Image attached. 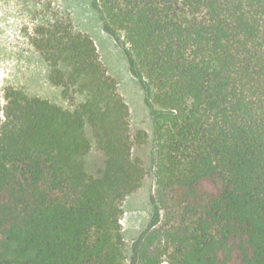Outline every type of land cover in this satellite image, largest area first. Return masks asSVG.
Returning <instances> with one entry per match:
<instances>
[{
  "label": "trees",
  "instance_id": "1",
  "mask_svg": "<svg viewBox=\"0 0 264 264\" xmlns=\"http://www.w3.org/2000/svg\"><path fill=\"white\" fill-rule=\"evenodd\" d=\"M124 33L154 117L163 222L140 264H264V0H98ZM70 109L8 90L0 126V264H125L122 203L144 171L129 107L94 41L37 28ZM87 129L92 137L88 136ZM106 160L89 176L92 145Z\"/></svg>",
  "mask_w": 264,
  "mask_h": 264
},
{
  "label": "rangeland",
  "instance_id": "2",
  "mask_svg": "<svg viewBox=\"0 0 264 264\" xmlns=\"http://www.w3.org/2000/svg\"><path fill=\"white\" fill-rule=\"evenodd\" d=\"M56 19L94 41L103 65L117 81L128 104L131 154L141 164L144 176L140 187L122 203L120 224L126 246L125 264H140L142 241L164 219L155 202L154 117L162 110L153 102L154 91L136 72L124 33L106 27L98 0H0V126L7 102L5 94L11 89L71 108L60 89L49 82L47 62L34 44L38 26ZM87 132L91 138L90 130ZM105 160L93 144L82 162L89 176L98 177L105 168Z\"/></svg>",
  "mask_w": 264,
  "mask_h": 264
}]
</instances>
